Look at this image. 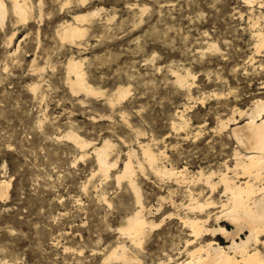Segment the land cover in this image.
I'll return each mask as SVG.
<instances>
[{
	"label": "rangeland",
	"instance_id": "374dc122",
	"mask_svg": "<svg viewBox=\"0 0 264 264\" xmlns=\"http://www.w3.org/2000/svg\"><path fill=\"white\" fill-rule=\"evenodd\" d=\"M24 1L26 22L14 14L12 0H2L0 181L11 187L0 201V264H123L107 261L122 247L132 264H175L200 245H230L222 236L193 240L183 222L209 216L207 227H218L223 187L212 196L197 175L215 174L218 183L227 167L234 169L235 153L244 154L232 131L249 122L240 113L264 100V46L256 38L264 0ZM83 15L85 36L64 42L65 24L76 25ZM72 58L99 95L71 91ZM187 73V86H179L174 77ZM118 89L129 90L121 102ZM230 119L236 122L222 129ZM105 142L114 166L109 177L94 154ZM143 146L162 154L160 168L185 171L184 177H158ZM132 152L144 215L157 226L141 246L120 232L137 210L129 182L118 183ZM190 191L202 192L201 202L212 197L215 208L190 211ZM187 241L194 244L187 248Z\"/></svg>",
	"mask_w": 264,
	"mask_h": 264
},
{
	"label": "bare ground",
	"instance_id": "6f19581e",
	"mask_svg": "<svg viewBox=\"0 0 264 264\" xmlns=\"http://www.w3.org/2000/svg\"><path fill=\"white\" fill-rule=\"evenodd\" d=\"M12 1V10L14 14L22 22H26L30 14L29 5L25 3L24 0ZM247 2L248 5H251L254 3V0H247ZM93 14L94 15L89 16V19L90 17L94 19L95 16L97 17V15H99L97 12ZM6 15L7 8L4 2L0 0L1 23H4ZM87 18L86 15H83L82 17L76 18V25L65 24V27L63 26L64 30H61L62 40L64 42L74 43L82 39L86 34V28L83 25L85 22H88ZM256 31H258L256 34L259 43L258 48H261L264 46V28L260 32L259 30ZM66 71L73 93H83L86 96H96L100 94L87 83L81 61H77V59L74 58L70 59L67 63ZM190 76V73H187L186 76L176 74L174 78L179 86H187L186 84H188V78ZM115 95L118 98L117 100L121 102L128 97L129 90L118 89ZM240 114L246 117L249 122L246 121L245 123L247 124L244 123L245 125L243 124V127L236 128L232 131L233 136L238 137L236 140L239 143V147H241L240 149L244 152V154L241 152L235 153L234 159L236 162L234 169L230 170L227 167V173L219 175L218 183L216 181V183H213L215 174L207 176L205 173L200 172L197 175L198 183H204L203 181H205L206 186L211 190L212 196L217 192L219 187H223L226 201L223 203L221 202V206L219 207L221 211L216 215L215 221L218 227H207L210 220L209 216L207 218L208 220L196 218L194 220L187 219V221L183 222V224L189 228L193 240L195 239L198 241L205 237L222 236L230 242V245L222 247L213 241L205 245H200L188 251L186 260L175 264H264V255L261 250H259L260 247L264 248V100H257L250 112L248 111ZM183 118L184 117L181 116L183 123L180 125V129L186 124ZM232 122L236 121L230 119L228 124L227 122L225 124L223 123L221 128H224V130L230 128ZM173 128L175 129L176 126L173 125ZM68 139L82 148L87 147V144L75 134H69ZM110 149L111 144L109 142H105L103 146L94 149L99 171L104 177H109L110 170L114 167L111 166L112 164H110L109 161ZM142 150L147 164L150 166L151 170L155 171L154 173L158 177L169 179L184 177L185 171L181 170L177 172L174 169L160 168L157 165L159 158H161L159 156H162V154L157 155L148 146H143ZM131 156L136 155H134L133 152L130 154V160L125 164L122 175L118 177V183L122 180H127L129 182L135 194L137 210L128 218L126 227L122 228L120 232L136 246H141L143 240L147 237V230L154 229L157 226L153 222H150L144 215L145 206L143 203V196L134 181L136 171L133 167L134 163L132 164L131 162V158H133ZM137 167L138 171L144 174L145 168L140 162L137 163ZM230 174H232L231 176L233 177H230ZM10 187L11 183L4 180L0 181V201L8 197ZM196 187L197 184L195 185V188ZM190 192V211H197L203 214L208 208H215L216 203L212 201V197L207 200L205 198L206 201L201 202L200 198L202 196L201 194H203L202 192L200 194L198 193L199 195H196L197 193L195 194L194 191ZM150 211L148 212L151 213ZM158 212L156 213L158 214ZM150 215L151 214H149V216ZM222 221L231 225L233 228L232 231L228 230L226 227H222L220 225ZM193 244L194 242L187 241V248ZM107 261H120L123 264H132L133 260L127 253L125 247H122L109 254ZM170 262H172L171 258Z\"/></svg>",
	"mask_w": 264,
	"mask_h": 264
}]
</instances>
